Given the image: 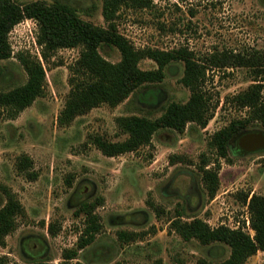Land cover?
<instances>
[{
  "label": "rangeland",
  "instance_id": "obj_1",
  "mask_svg": "<svg viewBox=\"0 0 264 264\" xmlns=\"http://www.w3.org/2000/svg\"><path fill=\"white\" fill-rule=\"evenodd\" d=\"M16 1L59 2L73 8L82 20L106 26L101 15L103 0ZM116 25L137 49L184 48L199 63L223 54L230 57L231 66H208L206 71L203 89L216 105L213 116L205 128L188 124L183 133L160 129L149 146L105 157L90 143L91 137L110 142L126 139L117 128V117L137 115L154 120L169 103L188 100L190 92L179 82L183 63L167 65L161 83L141 88L120 105H101L61 126L58 118L70 90L69 67L79 49L56 51L42 63L46 73L43 96L15 119L0 109V208L6 203L5 190L24 211L0 247V264L34 260L46 264H196L199 259L219 262L228 258L227 247L213 250L195 240H182L170 229L178 216L183 221L201 219L213 228H241L254 235L250 223L249 227L246 224L249 214L242 198L253 193L264 197V151L244 154L234 140L227 156L218 158L208 143L216 131L246 114L227 102L252 84L251 70L233 66L232 57L248 59L264 53V1L153 0L148 9H123ZM36 34L33 20L21 22L9 33L11 57L0 61V92L26 82L17 55L40 58ZM100 54L111 63L120 60L113 47L101 48ZM139 67L157 68L147 59ZM248 131L264 133L257 125ZM23 156L32 161L26 173L16 168ZM202 159L210 162L207 169L218 168V189L212 199L201 179ZM97 200L100 205L94 213L100 232L78 251L76 259L64 260L65 251L77 249L85 227L84 216L76 215L78 205ZM50 225L58 229L54 237ZM130 236L133 240H128ZM245 264H264V252H257Z\"/></svg>",
  "mask_w": 264,
  "mask_h": 264
},
{
  "label": "trees",
  "instance_id": "obj_2",
  "mask_svg": "<svg viewBox=\"0 0 264 264\" xmlns=\"http://www.w3.org/2000/svg\"><path fill=\"white\" fill-rule=\"evenodd\" d=\"M152 3L153 0H103L101 15L106 26L101 27L82 20L73 8L59 2L0 0V61L11 57L8 35L25 20L35 22L36 44L40 48V58L26 53L17 55L27 80L23 85L0 92V109L6 111L10 119H15L44 94L46 73L42 63H47L60 49H79L77 60L69 67L70 90L58 118L61 126L70 124L75 118L101 105L114 108L141 88L161 83L165 77V67L171 63H183V75L179 82L190 92L185 103H169L154 120L137 115L117 117V128L126 135V139L110 142L101 136L91 137L90 143L105 157L114 158L149 146L153 135L160 129L183 133L188 124L205 128L216 108L203 89L207 68L231 66L228 61L230 57L223 54L199 63L193 53L184 48L170 51L135 48L118 32L116 21L123 9H148ZM103 47L115 48L120 55L119 62L111 63L104 59L100 54ZM232 58L233 66L251 70L252 84L227 99L230 105L244 110L246 114L211 136L209 149L215 151L218 158H225L235 138L253 125L264 129V53L248 59L240 55ZM146 59L154 62L157 68L140 69L139 63ZM170 162L174 164V160ZM201 162V179L208 198L212 199L218 189V168L207 169L210 162L205 159ZM31 167L32 161L25 156L16 163L20 173H26ZM29 176L36 178L34 174ZM4 194L6 203L0 208V247L5 246V238L15 231L16 219L24 214L15 196L5 190ZM242 200L247 205L250 227L254 232L252 237L241 228L231 229L223 225L213 228L201 219L183 221L178 216L171 222L170 229L184 241L195 240L200 245L212 246L213 250L229 249V256L223 261L199 259L196 264H245L257 252H264V197L253 193L244 195ZM99 202L84 201L78 205L76 215L84 216L85 227L78 239L77 249L65 251L62 255L64 260L76 259L78 251L90 245L100 232L99 218L94 213ZM48 230L51 236L57 235L58 229L54 225H50ZM132 238L130 236L128 240ZM30 264L46 263L34 260Z\"/></svg>",
  "mask_w": 264,
  "mask_h": 264
},
{
  "label": "water",
  "instance_id": "obj_3",
  "mask_svg": "<svg viewBox=\"0 0 264 264\" xmlns=\"http://www.w3.org/2000/svg\"><path fill=\"white\" fill-rule=\"evenodd\" d=\"M237 145L244 153H253L264 151V133L257 131H248L238 136Z\"/></svg>",
  "mask_w": 264,
  "mask_h": 264
},
{
  "label": "built area",
  "instance_id": "obj_4",
  "mask_svg": "<svg viewBox=\"0 0 264 264\" xmlns=\"http://www.w3.org/2000/svg\"><path fill=\"white\" fill-rule=\"evenodd\" d=\"M246 224L249 227V217H246Z\"/></svg>",
  "mask_w": 264,
  "mask_h": 264
},
{
  "label": "flooded vegetation",
  "instance_id": "obj_5",
  "mask_svg": "<svg viewBox=\"0 0 264 264\" xmlns=\"http://www.w3.org/2000/svg\"><path fill=\"white\" fill-rule=\"evenodd\" d=\"M238 138H239V137H237V138L235 139V142H236V143H237V141H238Z\"/></svg>",
  "mask_w": 264,
  "mask_h": 264
}]
</instances>
